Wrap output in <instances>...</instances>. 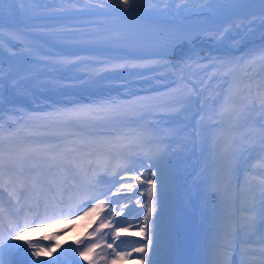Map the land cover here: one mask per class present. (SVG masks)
Returning a JSON list of instances; mask_svg holds the SVG:
<instances>
[{
	"label": "bare ground",
	"instance_id": "obj_1",
	"mask_svg": "<svg viewBox=\"0 0 264 264\" xmlns=\"http://www.w3.org/2000/svg\"><path fill=\"white\" fill-rule=\"evenodd\" d=\"M101 16L140 18L153 26L163 23L180 26L186 31L175 33L180 36L185 33L188 39L169 52L142 58L97 54L49 56L37 53L32 44V32L75 31L79 27L69 26L70 22ZM263 98L264 0H131L128 9L120 0H0V157L42 149L51 155L64 152L73 142L85 147L97 142V152L102 154L103 149L138 145L161 151L163 155L189 157L192 168L184 177L188 185L189 179L201 172L206 177L201 183L194 178L195 186L189 185L190 205L195 212L190 246L178 254L173 226L160 224L165 236L171 234L169 246L155 254L150 252V258L160 264H229L232 251L230 244L227 249L224 245L233 230L239 236L242 226L238 224L234 229L232 218L244 216L231 211L228 200L231 192L226 184L232 176L230 153L234 127L247 108L260 115ZM69 111L96 121L86 123V131L81 135H66ZM55 120L63 141L55 143L45 135L34 136L48 132L47 125L50 122L54 127ZM69 140L68 145L64 143ZM220 178L223 185L216 204L215 231L205 234L199 242L195 235L198 215L194 195ZM9 181L13 188L0 189L6 206L8 197L14 205L19 200L26 202V209L30 210L28 204L34 206L38 202L37 196L30 193L32 185L26 187L24 179L21 184L17 177L5 179L3 184L9 186ZM19 185L21 191L15 199V188ZM59 191L60 188H53L55 195ZM49 193L45 188V196L40 195V200L44 197L46 205L51 207V198L46 196ZM84 195L76 199H84ZM72 196L63 198L67 205L72 202ZM242 196L249 194L244 191ZM4 201L1 200L5 206ZM128 205L130 201L123 202L125 207L106 204L96 212H89L92 206L81 208L73 215H60L49 225L39 224L38 236L23 242L28 247L35 246L29 248L26 264L37 260L45 264H115L113 249L106 244L114 240L113 248L116 244L122 249L138 246L139 229H129L122 240L114 233L116 228L105 229L91 243L105 242L104 247L95 249L88 257L79 258L77 253L87 247L88 240L84 241L82 236L95 231L105 222V217L109 221L123 220L125 214L136 217V211L125 210ZM113 208L123 209V215L122 212L113 215ZM18 212L12 213L14 219L28 216L22 209ZM39 219L48 222L45 217ZM52 228L61 229L53 235L58 242H51V235H46ZM258 233L262 236L251 244H233L238 248L251 247L249 254L264 255V228ZM23 243L18 245L22 248ZM70 244L74 246L71 248ZM38 248H43L44 253L33 257L31 253ZM22 249L13 256L25 255L26 248ZM7 255L6 249L0 253L5 264ZM132 256L134 260L129 261ZM132 256L123 263H142L140 254L134 252ZM250 257L246 255L243 259L248 264H257Z\"/></svg>",
	"mask_w": 264,
	"mask_h": 264
},
{
	"label": "rangeland",
	"instance_id": "obj_2",
	"mask_svg": "<svg viewBox=\"0 0 264 264\" xmlns=\"http://www.w3.org/2000/svg\"><path fill=\"white\" fill-rule=\"evenodd\" d=\"M149 5V4H148ZM152 5V4H150ZM149 5V6H150ZM147 6V5H146ZM98 83V82H97ZM86 84V83H85ZM91 84V83H89ZM260 96V95H258ZM261 105L262 110L260 115L255 113L254 109H248L245 115L240 118L234 127V139L233 147H231L230 153V163L231 167V177L230 185L226 183L231 192L229 196V202L232 212H240L244 216H237L234 220V226L238 227V224L242 226L239 227V236L234 232L230 234L229 241H232L229 249L235 248V251L231 252L229 257V264H241L240 252H249L251 247L243 246V248H238L233 242L237 244H251V242L256 241L257 237L262 236L258 233L261 228H264V199L261 198V192L264 190L263 180L264 178V98ZM101 119V118H100ZM102 120V119H101ZM105 120V119H104ZM69 119L66 121L70 126L64 132L66 135H81L85 132V125L88 122H95L91 117L84 118L80 117L78 120H74L69 123ZM55 126L50 125L48 132L37 133L34 136L45 135L50 138L55 143H60L63 141L61 130L58 127V121H54ZM35 136V137H36ZM253 138V143L251 145H246L247 139ZM2 140H0V143ZM68 142H64L67 145ZM71 143V142H70ZM73 146H69L64 152H56L51 155L45 154L44 150H34L18 156H5L2 157L3 160V175L19 174L26 167H39L43 161L47 167L51 169H58V161L67 162L70 161V166L73 169V174L68 175L74 179L76 186L79 190H84L85 188L95 189L100 192L99 198L105 200L108 205V201H114L119 199L120 205L123 206V202L130 201V205L126 206L125 210L136 211V217H130L129 214H125L118 221H124V227L127 231H120L119 229H114V233L119 232V239L122 240L129 229L137 230L144 225V215L147 213L146 205L149 203L146 189L148 185L146 183H140L136 181L133 177L143 172L149 167V161L153 166V170L159 169L162 176L163 190L161 193L160 203L158 205V211L160 212L159 223H170L175 232L174 244L176 245L177 253L180 254L184 248H188L193 241V223L195 221V212L191 209L190 205V193L191 187L189 185L194 184V178L198 183L206 181V177L201 172L200 175L196 177H191V183L188 185L184 180L185 175L192 168V160L189 157H177L172 153H167L163 155L161 151H152L148 148H141L138 145H124L127 147L116 148L111 150H104L103 154L98 153L99 144L97 142L89 143V147H85L82 143L73 142ZM50 151V150H49ZM204 156H207L204 153ZM133 165L135 168V173L123 171L126 165ZM255 170V171H254ZM117 172L118 175H113ZM256 173L257 175L253 174ZM57 178L64 181V173H56ZM259 175V176H258ZM123 177V178H121ZM147 178L152 179L151 173H147ZM104 179L103 184L101 183ZM144 179V177H142ZM55 181L57 187L62 189V183ZM128 183L132 185L131 188H124L121 185ZM223 185V179L220 178L216 184H211L205 187L203 191H199L194 195V205L197 212V223L195 235L199 242L205 238V234H209L211 231L214 232V227L216 224V204L219 199V192H221L220 187ZM73 186V185H72ZM189 188V189H188ZM242 190H239V189ZM139 190H144V195L141 196ZM18 190V189H17ZM244 191L249 194V197H243ZM101 192H103L101 194ZM188 192L189 195H188ZM91 196H97V193H93ZM90 197V196H88ZM126 197H134L133 199H125ZM237 198V199H236ZM140 200L145 207H141L136 201ZM88 199H84L86 201ZM92 203V201H90ZM97 203L99 200L96 201ZM125 207V206H123ZM14 208V207H13ZM72 211L76 210L75 206L71 208ZM235 213V214H236ZM123 215V212L121 213ZM74 219V218H72ZM129 224L131 227H129ZM91 228V226L89 227ZM99 228V227H98ZM103 228L99 232L105 229ZM56 229V228H52ZM59 230V229H57ZM28 237H36L38 231ZM93 233H95L93 235ZM98 232L93 231L91 233H86L82 236L87 247H90L93 238L96 237ZM235 233V234H234ZM140 244L138 246H144L147 244V240L140 235ZM22 241V240H19ZM91 244V245H90ZM94 244V243H93ZM101 246H105V242H96ZM71 248L74 244H70ZM99 248V247H98ZM133 247L127 249L131 251ZM83 247L80 251H83ZM97 248H94L92 252ZM77 253L79 258L82 256ZM91 252V253H92ZM91 253L88 254L91 255ZM134 252L131 253V256ZM113 262L115 264H124V259H116L115 252L113 254ZM87 256V257H88ZM150 256V253H149ZM132 256L129 261H133ZM245 264L248 261L243 259ZM260 263V261H257ZM142 264V263H141ZM143 264H147L146 261Z\"/></svg>",
	"mask_w": 264,
	"mask_h": 264
},
{
	"label": "snow or ice",
	"instance_id": "obj_3",
	"mask_svg": "<svg viewBox=\"0 0 264 264\" xmlns=\"http://www.w3.org/2000/svg\"><path fill=\"white\" fill-rule=\"evenodd\" d=\"M120 3L124 5L125 9H128L131 4V0H120ZM69 117V123L73 122L74 120H78L80 117L78 114L69 111L67 113ZM58 164L61 168L64 167V162L63 161H58ZM3 160L2 157H0V187H3ZM123 171H128V172H133L135 173V168L133 165L129 164L126 165L123 168ZM151 173L152 179L147 178V173ZM113 175H118L117 172H114ZM161 172L159 169L153 170V166L151 164V161H149V167L146 168L143 172H140L138 175H134V179L140 183H146L148 185L146 189V193L148 196L149 203L146 205L147 207V213L144 215V225L139 228V231L144 239L147 240V244L144 246H134L131 251L127 249H122L120 248L119 244H116V247L113 248V244L115 241L108 242L106 244L107 248L113 249V252L116 253V259H128L131 256L132 252L140 254L139 259L140 261L143 262L146 261L147 264H160L158 261H154L153 259L150 258L149 253H157L161 250L162 247H167L171 244V234H168L165 236L163 234V229L161 228V225L159 223L160 221V212L157 210L158 205L160 203V198H161V193L163 190V182L161 179ZM144 177V179H142ZM123 178V177H121ZM23 179H20V183L23 184ZM121 187L124 188H131L132 185L125 183L121 185ZM141 196L144 195V190H139ZM134 197H126L125 199H133ZM261 198L264 199V190L261 192ZM88 200L92 201V207L89 209V212H96L98 209H101L102 205H104L105 200L100 199L98 196H90L87 198ZM99 200L97 203L96 201ZM138 204H141V207H145L144 204L141 203L140 200L137 199L136 201ZM109 204H120V201H108ZM75 208L77 212L81 210V206H87L85 201L83 199L79 200L77 203H75ZM123 209H120L119 211L115 208L112 209V214L113 215H118L120 212H122ZM89 212H85V215H88ZM69 215H73L71 210L68 213ZM66 218V217H62ZM127 221H118L115 219H112L109 221L108 217H105V222H102L99 226V228L96 229V232H99L100 229L103 228H112L115 226L116 229H119L120 231H127L128 229L124 227L125 223ZM46 223L45 221H37L35 219L29 220L27 217L23 218V222L17 221V220H12L9 219L7 229L5 228V223H4V210L2 207H0V253H3L5 249L7 250L8 256L12 257L15 252L17 251H24V249L21 248L20 245L18 244H11L5 241V232H7L8 240H20L21 237L23 236L24 232L26 230H30L31 227L34 224H43ZM129 227L131 225L129 224ZM95 233H93L94 235ZM116 235H119V232L116 233ZM120 243H124L121 241ZM232 241H228L224 247L227 249L228 244H231ZM29 247H35L32 244H29ZM100 247L99 244H92L90 247H86L83 251H80L79 254L82 257H87L89 253L93 251L94 248ZM231 251H235V248L230 249ZM44 253L43 248H38L37 250L33 251L31 255L33 257H39ZM50 254V253H48ZM241 257L243 258L244 256L247 255L246 252L241 251L240 252ZM0 264H5V261L0 258ZM11 264V262H9ZM32 264H43L42 261H34ZM241 264H245L244 260H241Z\"/></svg>",
	"mask_w": 264,
	"mask_h": 264
},
{
	"label": "water",
	"instance_id": "obj_4",
	"mask_svg": "<svg viewBox=\"0 0 264 264\" xmlns=\"http://www.w3.org/2000/svg\"><path fill=\"white\" fill-rule=\"evenodd\" d=\"M162 30H165V31H168L167 29H164V28H162ZM183 31V30H185V29H183V28H180V26H173L172 27V30H170L169 32H171V31ZM145 35H150L149 33H147V32H143ZM198 34V33H197ZM197 34L195 35V36H193L192 38H196L197 37ZM167 37H170V35H167ZM188 39V37L187 36H182L181 37V40L182 41H186Z\"/></svg>",
	"mask_w": 264,
	"mask_h": 264
}]
</instances>
